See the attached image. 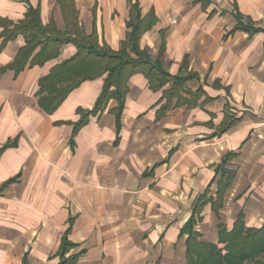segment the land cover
<instances>
[{
	"label": "crops",
	"instance_id": "obj_1",
	"mask_svg": "<svg viewBox=\"0 0 264 264\" xmlns=\"http://www.w3.org/2000/svg\"><path fill=\"white\" fill-rule=\"evenodd\" d=\"M137 1L154 15L141 48L156 58L164 43L166 69L194 77L169 99L171 83L153 90L133 74L118 119L114 98L88 112L104 76L62 100L54 87L67 81L46 79L73 43L45 61L38 45L18 62L30 33L14 25L39 7L44 25L67 30L59 0H0V264H58L71 224L74 264H187L181 231L205 192L200 240L223 246L220 225L231 230L241 214L247 227L264 224V0H74L83 32L114 50ZM238 13L262 30L239 28ZM230 152L235 178L216 211L215 166Z\"/></svg>",
	"mask_w": 264,
	"mask_h": 264
},
{
	"label": "trees",
	"instance_id": "obj_2",
	"mask_svg": "<svg viewBox=\"0 0 264 264\" xmlns=\"http://www.w3.org/2000/svg\"><path fill=\"white\" fill-rule=\"evenodd\" d=\"M59 3L67 30L60 31L52 23L44 25L39 7H30L26 19L15 24L13 30L30 33L28 44L21 50L18 58L20 64H23V60L27 59L38 45L42 46L39 53L43 61L58 56L63 44L73 43L76 45L77 52L71 58L55 65L46 77V79L56 82L67 81L60 88L54 87L60 100L81 82L104 76L102 93L95 107L88 112H97L110 98H114L117 102L116 112L119 119L128 93V81L133 74L143 73L148 78L153 90H160L171 83V86L164 90V95L169 99L175 96L179 89L184 88L189 79L194 77L190 74L173 75L166 69L162 62L165 53L164 43L156 58H152L147 51L141 48V37L153 23L154 15L153 12H150L142 17L138 1L132 4L130 19L127 23L131 30L128 31L126 39L122 41L119 50H114L106 44L101 46L95 32L91 35H86L83 32L74 0H59ZM237 17L239 28L251 32L262 30L261 27L253 26L251 22H244L239 13ZM189 92L195 97L200 94L199 92ZM170 102L171 100H169V104ZM190 105L193 103L190 102ZM89 113L82 116L76 123V128L87 122ZM234 120L226 119L224 124L227 123L228 126H231L235 122ZM226 128L224 127L223 131ZM234 155V152L228 153L223 162H227ZM225 172L221 174V170L216 169V176L219 177L220 174L217 179V199L213 201L216 211L222 206L224 192L229 188L234 177L233 172L229 170H225ZM226 174L228 175L227 179L224 178ZM11 181L6 182L3 187ZM210 200L212 201V198L207 197V192L198 196L193 214L181 231L182 234H188L187 264H250V262L264 264V224L261 227H247L242 214L231 230H227L223 224L220 225L219 243H222L223 246L199 239L200 233L195 230V225L201 219L200 212ZM71 225L66 229L62 238L58 250L61 260L58 264H74L79 257L75 254L66 257V253L76 246L68 238L72 230ZM23 264H27V257Z\"/></svg>",
	"mask_w": 264,
	"mask_h": 264
},
{
	"label": "rangeland",
	"instance_id": "obj_3",
	"mask_svg": "<svg viewBox=\"0 0 264 264\" xmlns=\"http://www.w3.org/2000/svg\"><path fill=\"white\" fill-rule=\"evenodd\" d=\"M125 98H126V97H125ZM226 155H227V154H226ZM226 155H225V156H226ZM234 157H235V155H234L232 158H230V159H229L227 162H225V163L223 162V160H224V158H223V160L221 161V163H219L218 165L215 166V171H216L217 168H219V169L221 170V174H223V173H226L225 170H229L230 172H233V173H234V177H233V180H234V178H235V172H236V171L228 166L229 162H230L231 160H233ZM219 177H220V174H219ZM219 177H218V178H219ZM227 177H228V175L226 174V176H225L224 178L227 179ZM233 180H232V181H233ZM226 190H227V189H226ZM250 264H254V263L250 262Z\"/></svg>",
	"mask_w": 264,
	"mask_h": 264
}]
</instances>
